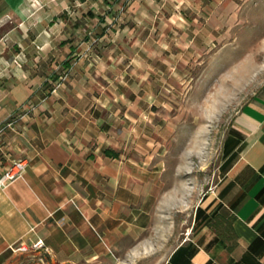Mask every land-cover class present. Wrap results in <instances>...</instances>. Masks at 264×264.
Segmentation results:
<instances>
[{"label": "crops", "instance_id": "crops-1", "mask_svg": "<svg viewBox=\"0 0 264 264\" xmlns=\"http://www.w3.org/2000/svg\"><path fill=\"white\" fill-rule=\"evenodd\" d=\"M79 1L0 40V177L26 165L0 187V264L37 241L48 264H135L176 235L179 213L189 223L163 264H264V86L232 114L217 181L204 191L193 176L208 127L192 118L241 98L211 106L193 71L236 52L248 0Z\"/></svg>", "mask_w": 264, "mask_h": 264}, {"label": "rangeland", "instance_id": "rangeland-1", "mask_svg": "<svg viewBox=\"0 0 264 264\" xmlns=\"http://www.w3.org/2000/svg\"><path fill=\"white\" fill-rule=\"evenodd\" d=\"M9 1L0 0V17L7 15L5 20L10 19L0 29V40L3 43H8L7 45H9L10 37L17 27L23 31L38 30L41 26L39 22L42 19L41 17H46V19H51L54 16L58 17V15L63 17L64 8L73 13V8L69 5L80 2L79 0H14L12 4L15 8V14L22 18L30 17L29 22L21 24L8 10ZM238 12L241 16V22L235 28V37L227 39V42H231L228 47L234 46L236 52L210 53L207 69L203 72L193 71L195 82L197 78L202 77L199 83H195L197 84L196 93L209 96L211 106L216 103V96L219 94L241 95L240 100L234 106L229 104L227 111L218 117L211 115L208 120L200 117L192 118L195 126L202 121L208 127L204 139L206 144L204 145L202 161L199 164L196 163L197 166H194L193 171L195 185L200 190L204 188V191L211 188L217 181L218 167L222 158L221 145L234 110L245 102L249 93L264 86V0H248L244 5H240ZM30 39L31 36L27 34L19 41L23 40L24 43L26 41L29 43ZM22 47L25 46L22 44ZM34 56V61H38L36 54ZM237 60L242 61L241 66L234 67L233 63ZM194 191L195 193L198 192L197 190ZM169 219L176 226V235H172L170 239L167 238V244L159 247L148 259L140 260L135 264H163L170 251L181 241L184 237L185 228L189 223L186 214L168 215L167 220ZM17 253L16 264H48L47 259L42 254H38L31 249Z\"/></svg>", "mask_w": 264, "mask_h": 264}, {"label": "built area", "instance_id": "built-area-1", "mask_svg": "<svg viewBox=\"0 0 264 264\" xmlns=\"http://www.w3.org/2000/svg\"><path fill=\"white\" fill-rule=\"evenodd\" d=\"M59 87V85H56L55 88ZM54 88V89H55ZM9 126V124H8ZM25 162L23 160H14L12 161L11 165L7 168V170L4 172V174L0 177V187L6 188L11 183L22 179L24 171H25ZM43 248V244L41 241L35 242L31 248H28L24 243H20L19 246L13 247L14 252H26L29 249L31 250H39Z\"/></svg>", "mask_w": 264, "mask_h": 264}]
</instances>
